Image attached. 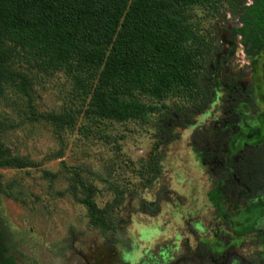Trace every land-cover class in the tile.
Listing matches in <instances>:
<instances>
[{"label":"rangeland","instance_id":"obj_1","mask_svg":"<svg viewBox=\"0 0 264 264\" xmlns=\"http://www.w3.org/2000/svg\"><path fill=\"white\" fill-rule=\"evenodd\" d=\"M184 14L200 88L121 96L149 107L128 120L95 112L101 69L18 47L8 65L26 79L0 98V146L28 165L0 167V221L19 264H264V169L251 159L264 146V50L233 32L229 1Z\"/></svg>","mask_w":264,"mask_h":264},{"label":"trees","instance_id":"obj_2","mask_svg":"<svg viewBox=\"0 0 264 264\" xmlns=\"http://www.w3.org/2000/svg\"><path fill=\"white\" fill-rule=\"evenodd\" d=\"M213 1L235 6L241 26L233 32L249 53L264 50V0H0V98L8 83L26 79L8 65L21 47L43 65L76 60L101 69L92 96L98 116H142L149 107L121 96L137 90L162 99L178 89L200 88L201 54L189 46L197 35L184 12ZM254 157L264 169V146ZM27 165L0 146V167ZM252 170L250 178L258 181V168ZM83 201L98 210L90 198ZM7 236L0 221V264H19Z\"/></svg>","mask_w":264,"mask_h":264},{"label":"bare ground","instance_id":"obj_3","mask_svg":"<svg viewBox=\"0 0 264 264\" xmlns=\"http://www.w3.org/2000/svg\"><path fill=\"white\" fill-rule=\"evenodd\" d=\"M182 150H183V152L185 151L183 148H181ZM182 156H184V155H182ZM181 156V157H182ZM189 157H190V155H188ZM186 157V156H185ZM189 157H187V160H189L190 158ZM181 159H183V157L181 158ZM199 178V176H195V179H194V181H197L198 180V178ZM201 177V176H200ZM202 186H203V189H205V193H206V201L209 203V204H213V201H212V197H211V191H210V189H208L207 188V186H206V182H202ZM206 205V204H205ZM214 205V204H213ZM215 206V205H214Z\"/></svg>","mask_w":264,"mask_h":264},{"label":"flooded vegetation","instance_id":"obj_4","mask_svg":"<svg viewBox=\"0 0 264 264\" xmlns=\"http://www.w3.org/2000/svg\"><path fill=\"white\" fill-rule=\"evenodd\" d=\"M250 213L247 214V217L249 216Z\"/></svg>","mask_w":264,"mask_h":264}]
</instances>
